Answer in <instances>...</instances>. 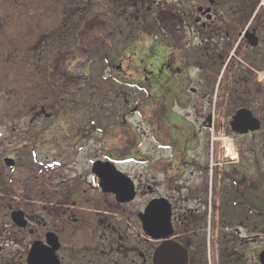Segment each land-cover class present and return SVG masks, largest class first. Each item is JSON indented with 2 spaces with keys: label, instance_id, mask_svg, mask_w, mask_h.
Wrapping results in <instances>:
<instances>
[{
  "label": "flooded vegetation",
  "instance_id": "af4514ba",
  "mask_svg": "<svg viewBox=\"0 0 264 264\" xmlns=\"http://www.w3.org/2000/svg\"><path fill=\"white\" fill-rule=\"evenodd\" d=\"M1 44L0 71L38 75L37 90L24 89L38 98L31 123L55 113L64 130L39 129L42 144L25 146L34 158L37 149L56 155L25 178L13 155L0 156L9 170L6 185L0 178V264H181L184 255L183 264H255L254 161L216 158L224 135L253 139L248 151L264 137V0H0ZM163 76L173 88L164 101L187 110L186 137L144 115ZM126 88L145 96L131 103ZM93 89L105 105L112 94L121 100L115 121L96 124ZM70 111L83 120L74 128ZM138 112L168 159L153 162L140 135L125 143L127 117ZM95 131L102 143L86 144ZM192 150L208 162L189 160ZM82 151L95 155L79 167ZM223 179L232 192L222 193Z\"/></svg>",
  "mask_w": 264,
  "mask_h": 264
},
{
  "label": "rangeland",
  "instance_id": "374dc122",
  "mask_svg": "<svg viewBox=\"0 0 264 264\" xmlns=\"http://www.w3.org/2000/svg\"><path fill=\"white\" fill-rule=\"evenodd\" d=\"M146 42H144L145 44ZM23 46V45H22ZM21 46V47H22ZM6 48L4 47L3 44L0 45V50H5ZM96 68V67H95ZM96 72V70H95ZM97 73V74H96ZM96 77L100 76V72H96ZM81 75L85 76L86 74L82 73ZM97 79V78H96ZM38 80V75L35 73H24L20 72L17 69L14 71H0V148L3 152V154H0V156L4 155H13L20 164L19 170L21 171L20 173L17 172L15 173L16 176H18L19 179H22L23 177L25 178L26 175H28L29 167L35 168L38 165L39 161H53L54 157L56 156L55 153H47L49 151L46 150H40L37 149L36 153H34V156L31 155V149L30 148H25L26 145H33V144H39L41 141V137L38 135L39 129L46 128L48 130L50 129H63L64 127L58 126V123L61 119L57 120V117L55 113L52 115L50 119L48 118H43V120L35 119L32 123L30 121V108H32L37 102L38 98L37 97H32L30 94L25 95V90L27 88H30V92L37 90L36 88L38 87L37 84ZM168 80L167 77L163 76L161 78V87L156 88V90H152L150 95L152 97L149 98L148 102L146 101L145 107H144V115H152L153 118L161 123L162 129L165 128L167 131L171 133V135H174L179 138L186 137L188 135V117L184 114L187 110L183 111L180 110L179 108V103H174L169 100L164 101V98L168 97V93L172 91V87H168L171 85V83H168L167 85L165 84L166 81ZM96 84H101L102 82L97 79ZM113 82L110 83L112 86ZM95 89V88H94ZM88 91L89 93L93 94L94 101H95V109H94V115L93 118L99 126L103 125V122H106L109 120V122H112L113 120L118 117L119 115V102L121 100L117 99L114 94L113 97H111V100L113 99L114 101L110 104H103V94L101 91L96 92L94 91ZM101 90V89H100ZM125 91H130L126 95L129 96V99L131 103H133L135 100L140 98V95L142 94H136L132 93L130 89L126 88ZM132 94V95H131ZM131 95V96H130ZM28 96V97H27ZM145 95L143 94L142 97ZM24 97H27L24 99ZM93 99V98H92ZM166 102V105H165ZM132 106V105H131ZM51 108V107H50ZM56 109L55 107H52ZM171 111H174L175 113L178 114L177 117L174 118L172 117ZM50 112V111H48ZM27 114V115H26ZM69 114V113H68ZM71 117V119H70ZM70 117L65 116L66 122L69 125V127L72 125L74 128L75 124L78 125V123L83 122L81 118L77 119L76 115L73 112L70 111ZM142 115L141 113H135L131 114L127 117V141L125 143H131L130 142V137L132 139L131 144H135L138 138V135L141 136V144H142V151L145 153H149V158L153 161L156 162L158 160H166L168 159V153L159 148L154 140L151 138L149 135L150 128L148 125H146L145 122L142 123ZM64 122V121H63ZM175 126V127H174ZM68 127V128H69ZM131 127V128H130ZM116 128L111 129V131L115 130ZM110 130V129H109ZM108 130V131H109ZM53 131V130H52ZM98 131V130H96ZM92 132L90 134V141L86 140V144L94 145L97 142L99 144L102 143V136H100L98 132ZM34 132L36 134L34 135ZM53 132H49V135H47L45 138L46 139H51L48 144L52 145H58L56 144V140H63L65 142L66 138L69 136H65L63 133H59L58 130V135L60 136L59 138L56 137H51ZM224 141L222 140V145L226 144L224 148H222V153L218 152V156L216 158V162H225V160L232 161L231 155L232 151L235 150L237 154H235L236 159L238 158L240 162L246 160L254 161L253 166L254 168L249 169V175L250 177L254 178V205L259 206L258 202L260 204V207L262 208L260 213H263L264 215V151L260 148L262 144H264V137L256 136L255 140L253 141L255 146L254 151H248L249 146L252 144V140L248 141L247 137H237L233 138L232 135H224ZM88 139V138H87ZM125 139V140H126ZM225 139H230L231 142L225 140ZM234 139V140H233ZM117 137H112L111 139L108 140L107 144L113 145L117 144ZM139 141V138H138ZM237 142L239 148L237 149ZM82 144L81 139L79 140V144ZM113 143V144H112ZM42 144V143H40ZM39 144V145H40ZM231 147V148H230ZM233 147V150L231 151ZM87 152V151H86ZM84 151L80 152L77 155V160L81 162L79 167L83 165V163L87 162L88 156L89 159L92 160L94 158L95 152H90L86 153ZM62 154V153H61ZM189 160H196L207 163L208 162V155L203 154L200 152V156L198 157V152L197 150H192L191 152L187 153ZM59 155V153L57 154ZM64 158H66L65 153L62 154ZM88 159V160H89ZM235 159V160H236ZM37 160V161H36ZM37 162V164L35 163ZM244 165V164H241ZM228 169L229 174L232 175H241L243 176L244 174H247L245 166H241L238 169H234L233 167L231 168L229 164L224 165V167ZM35 170V169H33ZM240 171H244V174H241ZM226 171L224 170L223 175L225 177ZM9 176V170L1 167L0 168V178L4 179V184H7V178ZM223 188H222V193L225 194L226 192H232L234 190L233 184L231 186L230 183H227L225 179H223ZM228 184V185H227ZM210 186V185H209ZM232 188V189H231ZM242 188L245 190L241 189V186L239 188V192L241 193H246L249 194L248 191L246 190V186H242ZM257 188V189H256ZM215 190V188H214ZM215 192V191H214ZM253 197V196H252ZM2 198V197H1ZM3 204L4 202L1 201ZM256 208V207H255ZM255 214H258V212H255ZM262 221H259L255 227V230L253 232V237L254 244L251 246L252 249V256L255 259V264H260L259 263V253L261 250L264 248V216L263 218H260ZM254 221L256 222V217L254 216ZM230 229L228 236L225 239H231L236 232V223H234ZM218 230L221 231V229ZM217 232V231H215ZM216 234H219L217 232ZM242 236L244 238L248 235V232L245 230L242 231ZM250 236V234H249ZM250 247V248H251ZM246 256V255H245ZM221 263V262H220Z\"/></svg>",
  "mask_w": 264,
  "mask_h": 264
},
{
  "label": "water",
  "instance_id": "95a60500",
  "mask_svg": "<svg viewBox=\"0 0 264 264\" xmlns=\"http://www.w3.org/2000/svg\"><path fill=\"white\" fill-rule=\"evenodd\" d=\"M245 123H248L249 124V128H251L253 130L258 129V125L252 124V123H254L253 121H246ZM249 128H246L245 130H242V131H247ZM177 250L180 251V249H177ZM183 257H184V262L183 263H185V255ZM260 260H261L262 264H264V251L260 254ZM183 263L181 261V264H183Z\"/></svg>",
  "mask_w": 264,
  "mask_h": 264
},
{
  "label": "trees",
  "instance_id": "16d2710c",
  "mask_svg": "<svg viewBox=\"0 0 264 264\" xmlns=\"http://www.w3.org/2000/svg\"><path fill=\"white\" fill-rule=\"evenodd\" d=\"M257 189V188H256ZM258 205L259 206H255L256 208H255V212H258V214H255V217H256V222H255V225H258L257 223L259 222V221H262L260 218H263V213H260V211H261V207H260V204H259V202H258ZM260 223V222H259Z\"/></svg>",
  "mask_w": 264,
  "mask_h": 264
},
{
  "label": "bare ground",
  "instance_id": "6f19581e",
  "mask_svg": "<svg viewBox=\"0 0 264 264\" xmlns=\"http://www.w3.org/2000/svg\"><path fill=\"white\" fill-rule=\"evenodd\" d=\"M227 141H229V142H231V140L230 139H226ZM231 148V147H230ZM233 149H231V151H232ZM232 155L234 156L235 155V152H233L232 151ZM235 157V156H234Z\"/></svg>",
  "mask_w": 264,
  "mask_h": 264
}]
</instances>
